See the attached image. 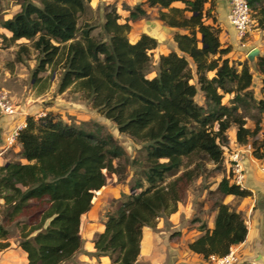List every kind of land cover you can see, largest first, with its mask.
I'll return each instance as SVG.
<instances>
[{"label": "trees", "instance_id": "1", "mask_svg": "<svg viewBox=\"0 0 264 264\" xmlns=\"http://www.w3.org/2000/svg\"><path fill=\"white\" fill-rule=\"evenodd\" d=\"M19 1L21 9L2 24L13 32V40L31 42L37 53L33 75L60 68L59 92L69 87L82 92L121 134L141 143L145 155L130 160L114 135L97 122L68 123L51 112L28 115L17 135L24 162L0 166V251L10 246L8 225L14 224L28 264L69 260L82 247V216L92 207L96 192L127 162L140 168V176L133 192L107 212L95 248L98 256L114 257V264H136L143 228H155L161 217L177 211L194 179L190 166L221 164L232 126L241 145L262 129L261 118L255 128L247 127L240 109L251 105L264 112V97L256 98L251 90L253 72L247 61L229 57L233 47L220 41L221 28L206 9L210 0H145L125 23L112 8L105 14L101 39L91 34L93 26L79 23L91 0ZM248 3L264 30V0ZM145 5L158 7L159 19L167 26L185 30L174 36L178 50L159 56L153 77L146 70L157 39L146 33L135 42L128 38L129 20L149 15ZM29 49L21 45L16 59H23ZM257 65L264 90V56ZM199 92L204 105L196 100ZM225 95H232L231 104L223 103ZM252 147L254 156L263 159L264 142L254 140ZM210 193L217 195L212 205L217 210L215 226L210 229L194 218L204 233L188 244L206 259L227 255L248 233L243 215L223 203L222 196L251 194L233 182L232 172Z\"/></svg>", "mask_w": 264, "mask_h": 264}, {"label": "crops", "instance_id": "2", "mask_svg": "<svg viewBox=\"0 0 264 264\" xmlns=\"http://www.w3.org/2000/svg\"><path fill=\"white\" fill-rule=\"evenodd\" d=\"M92 1L94 0L90 2ZM144 8L148 9L153 7L146 5ZM20 9L21 4L19 0H0V88L7 90L15 101H17L16 103L19 104L16 114L0 115V166L14 160L24 162V159H21L18 155L21 150V144L17 141V138L11 137L17 128L25 126L26 117L28 115H32L37 111L40 112L43 106L42 104L45 101L44 94L47 93V90H43L40 95L37 94L38 92L36 90L38 86L36 87L32 84L34 81L33 78L31 79V81H33L29 84V88L26 83L28 82V77L31 78L32 75H30V70L34 71V50H32L30 59H16L20 46L23 44L29 45L28 43H30V41L26 38L13 40V32L5 28L2 24L3 21L10 19ZM206 9H210L213 16L217 19V24L221 28L220 41L224 45H231L233 47L231 52L232 54L234 53V55L230 52L229 57H239L241 53L239 47L242 43L240 42L237 31L230 22V7L227 0H210V2L206 4ZM159 22L156 20L147 21L148 28L153 29V31L149 32L145 30L142 32H146L148 35L157 39L158 46L154 50L157 51L158 56L167 54L168 51H170V48H163V45L159 42V40L163 39L162 35L164 32L171 33L173 29H179L167 25L164 27L160 25ZM208 22L212 23V20L210 19ZM182 30L183 29H180L181 32L184 31ZM256 30H258V28ZM248 33H255V30L250 29ZM138 39L139 38H136L132 42ZM249 43L252 46L248 52L257 47L260 50V55L264 56V48H262V44H264L263 34L262 36L260 35L257 40H251ZM172 47H174V50H178L177 43L174 40L172 41ZM27 65H29L30 70ZM60 83L61 81L56 84V88L57 86L59 87ZM69 89L70 87L65 91ZM58 94H60L59 91ZM50 107L52 108L55 106H47L48 109ZM28 111L33 112L29 113ZM236 130L237 128L233 126L231 129L232 136L230 135V142L232 146L233 144L234 146H239L244 151L243 157L247 171L243 188L247 189L251 194L245 197L233 194L222 196L223 203L228 204L232 209L243 215L248 227L246 239L240 244L232 246L231 249L240 259L251 261L254 264H264V170L258 167L261 163L259 159L249 154L251 153L249 152V146L245 147V145H241L237 142ZM233 140L235 143H233ZM223 177L213 186H210L209 190H217L219 182ZM101 190L102 189L96 193L99 194ZM96 196L97 195H95L93 199L90 210L82 216L80 231L82 238L81 249L69 260L61 264H114V257L112 258L109 255H96L95 238L97 234L104 231L105 222L97 224L96 218L90 216V233L85 237L82 234L85 216L93 211ZM2 201L3 200L0 199L1 205ZM102 203H105L104 200H102L101 204ZM179 204L183 206L182 210L179 207L176 213H172L166 218H160L155 228L148 226L143 228L141 253L136 264H159L163 260V253L168 254L170 249L180 253H182L180 250H183L185 254L190 255L191 260L188 261V264H212L211 258L206 259L201 254L193 252L188 248V244L204 233L198 228L199 222H193V219L198 217L201 220L200 222H206L208 228L213 229L217 210L212 208L210 216H176L181 211H184L183 209L186 210V205H184V203L180 202ZM211 205H213V202H211ZM174 233H177L175 235L177 236L176 240H172L171 237ZM8 241L11 242L10 238ZM14 252L18 253V257H22V262L20 263L28 264L27 255L19 246V242H17V244H10L9 247L0 251V263L18 264L16 256L13 255ZM184 261L186 260L182 259L181 263H184Z\"/></svg>", "mask_w": 264, "mask_h": 264}, {"label": "rangeland", "instance_id": "3", "mask_svg": "<svg viewBox=\"0 0 264 264\" xmlns=\"http://www.w3.org/2000/svg\"><path fill=\"white\" fill-rule=\"evenodd\" d=\"M38 3V0H34ZM145 1V0H144ZM142 0H94L92 2L86 3V11L83 13V15L80 18V25L88 24L93 26V30L91 34L98 39L103 38L105 35L103 33V23L105 22V14L110 11L112 8H116L117 12L121 16L119 19L120 22L125 23L129 16L130 12L133 8H135L138 4L144 2ZM177 5H181L178 3ZM146 7V5H145ZM148 16L145 18H140L136 21H130L131 24V30L128 33V38L131 41H134L136 38H140L142 35V32L145 30H148L149 32L153 31V29L148 28L147 21L150 20H156L160 21V25L165 26L166 24L162 22L159 19V8L153 7L148 8ZM253 22H252V30H255V33H248L243 38H240V44L239 51L240 56L236 58H231L233 61H241V62H248V65L253 72V85L251 87V90L254 92V95L256 98L260 99L264 97V90L262 85V74L258 71V65L257 61L259 57L261 56L260 53L254 57L252 61H250L247 57V52L251 48L252 45H250L251 40H257L260 35L264 37V30L260 27L258 24L256 17L254 15L252 16ZM147 28V29H146ZM258 28V30H256ZM150 29V30H149ZM177 29V28H176ZM183 31V30H182ZM180 31V28L178 30H172L171 33H165L162 35L163 39L159 40L161 45H163V48L169 49L170 51L174 50V47H172V41L174 39V36L176 33H184ZM146 33V32H145ZM147 34V33H146ZM153 37V36H152ZM250 39V40H249ZM245 43V44H244ZM29 45V51L27 53H23V59H30L32 50H34L31 47V42L28 43ZM262 48H264V44H262ZM168 51V53L170 52ZM151 62L148 66L146 73L148 77H153L157 73L158 68V62H159V56L157 55V51L153 50L151 51ZM232 54V52H231ZM35 62H34V69L37 65V53L34 50L33 53ZM234 55V53L232 54ZM236 55V53H235ZM25 60V59H24ZM28 69L30 70L29 65H27ZM241 67V66H239ZM32 74V75H31ZM31 78L28 77V88L30 87L29 84L33 83L34 86H38L37 88V94L40 95L41 91L47 90V93L44 94V101L43 106L40 110V112L33 113L32 115L36 117L45 116V114L51 112L56 115V117L62 119L65 122L68 123H81V122H97L99 125H101L105 132H110L114 135V137L117 139V141L123 146L125 149L128 157L130 160H133L134 158L141 159L145 152L141 149L142 145L141 143H138L134 141L131 137L125 134H121L118 131L117 125L105 118L103 115H101L91 104V102L87 101L83 95L82 92L75 90L73 87H70L69 90L65 91L64 93L59 92V87L56 84L61 81V75L62 70L60 68L53 70L52 67H49L46 71L40 72L37 76L33 75V71L30 70ZM33 80L31 81V79ZM55 86V87H54ZM51 87V88H50ZM23 89V88H22ZM68 89V88H67ZM49 90V91H48ZM51 90V91H50ZM231 96L232 95H225L223 98V103L225 104H231ZM196 100L199 104L204 105L205 99L201 92H199L196 96ZM17 102V101H16ZM19 105V104H18ZM55 106L50 107L49 109L47 106ZM241 111L246 115L247 119V127L255 128V122L258 118H261V130L257 134L256 137L250 138V143L246 144L245 147L249 146V154H253L254 148L252 147V143L254 140H258L259 142H264V112L258 110V108L254 106H247V107H241ZM29 112V111H28ZM33 112V111H32ZM29 112V113H32ZM89 126V124H88ZM233 127V126H232ZM228 130L227 134L229 136L231 134V129ZM233 138V137H232ZM233 143L234 140H233ZM232 143H229V147L227 149L229 150H242L239 146H233ZM264 150V147H263ZM244 154V152H242ZM255 157V156H254ZM256 158V157H255ZM257 159V158H256ZM17 161V160H14ZM117 162V161H116ZM198 162V161H196ZM245 160L243 157V165L246 173L245 168ZM259 162H261L258 167L264 170V158L259 159ZM117 164V163H116ZM197 164V163H196ZM124 166H121L119 168L118 173H114L111 175H108L107 177V183L102 188L101 192L98 194L96 193L95 198V204L93 207V211H91L88 215L85 216V222L83 226V232L82 234L87 236L90 232V216L96 218V223H104L106 220V214L108 211L115 210L118 208L120 203L124 199V194L129 195L132 193L133 186L135 185V180L140 176V168L137 165H131L130 163L123 162ZM230 163L228 162V155L225 157L224 161L219 164L215 165L212 162L205 161L202 165H195L192 164L190 168L194 169V179L187 187V190L185 191L182 199L180 202L184 203L186 205V210L181 211L176 216H210L212 205L211 202H214L217 200V195L210 193V186H213L215 183H217L223 176H228L231 173L230 169ZM246 180V179H245ZM245 183V181H244ZM243 188V187H242ZM136 192H139V190H136ZM102 200H104L105 203H102ZM179 202V203H180ZM4 205V201H2V205L0 204V220L2 219V214L4 211V208L2 206ZM179 207L183 208L181 204H178ZM188 207V209H187ZM177 209V211H178ZM176 211V212H177ZM187 211V212H185ZM175 212V213H176ZM170 216V215H169ZM94 218V219H95ZM166 218V217H161ZM9 229V238L11 240L10 244H17L19 242V226H16L14 224L8 225ZM172 231V230H170ZM177 233L172 234V240H176L177 236H175ZM182 253L177 252L175 250L168 251V254L163 253V260L159 264H180L181 260L184 259V263L181 264H188V261L191 260L190 255H187L183 252ZM16 256V261L18 264H22V257H18V253L14 252ZM20 260V261H19ZM4 264V263H0Z\"/></svg>", "mask_w": 264, "mask_h": 264}, {"label": "built area", "instance_id": "4", "mask_svg": "<svg viewBox=\"0 0 264 264\" xmlns=\"http://www.w3.org/2000/svg\"><path fill=\"white\" fill-rule=\"evenodd\" d=\"M230 13L229 19L240 38H243L252 27V13L248 0H227ZM18 111V104L13 96L4 88H0V115H14ZM21 127L17 128L11 138H17L18 131ZM243 150H229L224 152V159L228 155V162L232 172V180L240 187H244L246 173L243 165ZM212 264H254L251 261L240 259L232 249L230 252L223 256H210Z\"/></svg>", "mask_w": 264, "mask_h": 264}, {"label": "water", "instance_id": "5", "mask_svg": "<svg viewBox=\"0 0 264 264\" xmlns=\"http://www.w3.org/2000/svg\"><path fill=\"white\" fill-rule=\"evenodd\" d=\"M157 25H158V23H157ZM165 27V26H164ZM153 34V33H152ZM151 34V35H152ZM260 53V50H259V48H253V49H251L249 52H248V54H247V57H248V59L250 60V61H252L253 59H254V57L256 56V55H258Z\"/></svg>", "mask_w": 264, "mask_h": 264}]
</instances>
